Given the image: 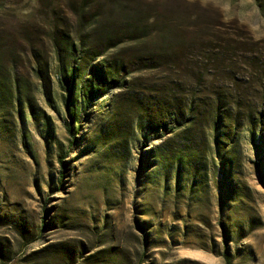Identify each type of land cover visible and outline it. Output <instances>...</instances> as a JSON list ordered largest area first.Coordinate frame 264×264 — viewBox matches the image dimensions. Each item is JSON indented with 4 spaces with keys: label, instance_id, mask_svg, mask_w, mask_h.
Listing matches in <instances>:
<instances>
[{
    "label": "rangeland",
    "instance_id": "obj_1",
    "mask_svg": "<svg viewBox=\"0 0 264 264\" xmlns=\"http://www.w3.org/2000/svg\"><path fill=\"white\" fill-rule=\"evenodd\" d=\"M82 1L0 0V264H264V0Z\"/></svg>",
    "mask_w": 264,
    "mask_h": 264
},
{
    "label": "trees",
    "instance_id": "obj_2",
    "mask_svg": "<svg viewBox=\"0 0 264 264\" xmlns=\"http://www.w3.org/2000/svg\"><path fill=\"white\" fill-rule=\"evenodd\" d=\"M90 2L91 1H87V0H83L81 2V4L75 8L76 5H73V11H71V13L75 16L78 17L79 20V25L80 28H82V31H86L88 29L89 31V39L92 40V42H98V39L100 38V36L105 34L104 31V25L102 26V32L96 34V26L97 24H101V21L99 20V16H95V15H87L86 14V10L89 8L90 6ZM106 30V29H105ZM135 39V38H134ZM59 47L64 51L66 50L71 56L72 58L75 57L74 61L77 62L78 60L85 62L86 64H88L89 67V72L93 75V79H87L85 78L83 80L84 83H86V85H80L79 89H78V93L79 96L81 98H94L99 94H102V92L104 91V87L106 85L108 86H112L115 85L117 83L116 80H118L115 76V74L117 75V72H125L123 65H119L116 62H113L112 65L107 64V66L104 65V63L106 61H102L103 64L100 63H95L93 65V63H91V61L93 62L94 60H97L99 57L103 56V52L106 49H109L110 46H107L105 48V50L101 51H96L97 49H94L92 47H89L86 44H82L79 43L77 44V46L73 43L69 42V38L68 36H66V38L63 36L62 40L59 42ZM61 81L65 82L66 87L68 89V100H70V98H72L73 96V88H74V80L77 79V69L74 68V66L70 67V68H65L62 71L61 74ZM97 78V79H96ZM94 80L98 81V87L96 85H94ZM119 81V80H118ZM119 85L122 84V80L118 82ZM93 85L96 86L97 89L93 88ZM87 87V88H85ZM85 88V91L83 90ZM94 89V90H93ZM91 94V95H90ZM264 118V112L260 114V119ZM250 122H253L252 120ZM141 123V122H139ZM148 124L150 126H148V128H153L155 131H158V129H160L161 127H165V125L162 126H158L155 127L153 123L148 122ZM66 129L68 131L69 134H72V127L70 124L66 125ZM216 130V129H215ZM217 142V141H215ZM217 144V143H216ZM228 160V166L231 165L232 160L230 158H227ZM62 162V161H61ZM227 166V168H228Z\"/></svg>",
    "mask_w": 264,
    "mask_h": 264
}]
</instances>
